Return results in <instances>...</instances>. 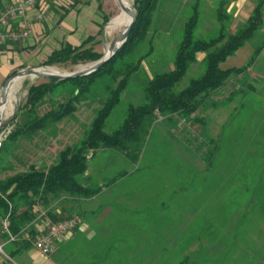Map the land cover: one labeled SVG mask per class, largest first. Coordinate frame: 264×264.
<instances>
[{
    "label": "trees",
    "instance_id": "1",
    "mask_svg": "<svg viewBox=\"0 0 264 264\" xmlns=\"http://www.w3.org/2000/svg\"><path fill=\"white\" fill-rule=\"evenodd\" d=\"M16 1L0 0V10ZM88 1L43 0L36 11L45 13L43 21L49 18L51 11H62V20L63 15L77 3ZM104 1L99 2L101 11ZM160 1L135 0L137 19L129 38L116 55L96 72L64 80L50 78L31 84L28 82L26 97L19 105L5 137L2 136L5 128H0L3 138L0 147V218L8 215L9 230L18 236L16 241H9L10 234L3 232V237L9 242L4 249L11 257L34 248L33 241L40 234V225L48 220L54 223L75 217L82 222L83 216L88 219L90 213L85 210V205L96 195L102 193L105 187L118 186L123 180L135 177L141 171L149 137L160 120L167 122L171 134L188 151L205 162L206 171L214 170L220 135L213 137L203 131L197 133L191 130V126L199 124L205 127L207 116L200 112L206 107H218L219 103L232 100L245 89L254 88L250 82L252 79L248 80L251 64L230 68H223L221 64L263 27L264 0H258L251 16L235 31L226 24L229 13L223 6L231 0H223L217 10L219 32L207 39L196 36L201 0H194L191 3L192 15L185 23L172 67L156 72L144 84V102L130 104L123 122L116 129H107L108 120L121 103L131 78L149 54L133 58L137 48L147 38ZM111 17L112 14L104 13L97 34L89 35L79 44L64 41L61 47L53 49L43 59L42 64L72 68L99 60L103 52L97 50V45L102 43L100 35ZM21 43H0V53ZM262 49H256L252 62ZM200 54L204 55V73L180 88L179 83L198 61ZM102 86L104 94H99ZM224 90L227 95L219 98L217 95ZM84 109L92 112L89 122L82 119ZM54 147L57 153L52 159L49 151ZM110 151L119 153L137 167L132 172L122 171L105 180L104 184H99L90 170V160L99 152ZM153 184L155 187H151L150 191L152 203L147 208L135 209L128 214L135 221L147 223L120 224L119 231L101 235L100 240L90 242L88 248L81 250H86L87 261L78 259L72 264H150L151 260L160 261L162 251H185L191 240L187 234L192 236L194 231H184L177 225L174 227V219H169L166 224L165 217L162 228L163 211L152 208L153 205L166 208L167 195L163 192L166 188H160L163 183L159 181H153ZM185 184L189 185V190L182 191L183 195L192 194L190 182H183L181 186ZM158 193L163 194L159 197ZM172 209H175L174 206ZM162 242H166L163 249L159 246ZM98 248L100 252H97ZM120 256L127 257L128 261L109 260L110 257Z\"/></svg>",
    "mask_w": 264,
    "mask_h": 264
},
{
    "label": "rangeland",
    "instance_id": "2",
    "mask_svg": "<svg viewBox=\"0 0 264 264\" xmlns=\"http://www.w3.org/2000/svg\"><path fill=\"white\" fill-rule=\"evenodd\" d=\"M193 1H160L158 9L153 14V23L147 38L137 48L133 58L149 54L138 72L131 78L122 95L121 103L108 120L107 129H116L123 122L130 104L139 105L144 102V84L156 72L166 71L172 67L183 38L185 23L192 15ZM133 2L134 0H131L132 4ZM221 2L223 0H201L197 37L207 39L218 34L220 23L217 10ZM229 4L224 3V9H227ZM103 9L106 13L112 14V19L120 12L119 2L105 0ZM58 17L54 20L56 25L61 23V18L58 20ZM240 19L234 17L233 13L229 14L226 24L237 30L243 24L240 23ZM50 21L51 18H47L41 21V24L47 25ZM105 26L104 35H100L102 43L97 45V50L103 53L124 28L120 27L118 32L110 33ZM44 34V29L38 28L34 23L31 35L25 42L23 41L20 48L8 46L9 50L0 53V87L6 77L11 75V71L17 72L27 66L44 65L42 61L48 55L50 47L58 46L56 42L52 43L51 39H45ZM43 42H46L44 46ZM258 47L263 49L252 62ZM23 50L33 52L25 54ZM18 54L26 61L18 59ZM248 64H251L248 80L252 79L250 82L254 88L245 89L232 100L219 103L218 107H206L200 112L207 116L205 127L199 124L191 126V130L197 133L203 131L213 137L220 135V139L218 138L220 148L215 156L214 170L206 171L205 162L188 151L183 143L171 134L167 122L160 120L155 124L149 137L141 171L137 172L135 177L131 176L118 185L120 186L118 189L122 191L113 189L104 193L114 201L126 200V191L137 186L139 194L137 198L152 202L153 200L146 199V196H153L150 192L154 185L153 181L163 183L160 188H166L163 191L164 195H167L166 208H158L155 205L152 208L163 211L162 228L164 229L165 217L166 224L169 219H174L176 220L174 227L177 225V228L184 231L191 229L194 233H191L192 236L187 234V238L191 240L185 251L175 250L170 253L162 251L160 261L151 260L150 264H264V25L243 47L230 55L221 67H243ZM81 65L72 68L52 67L59 71L71 72L81 68ZM204 71V55L200 54L198 61L191 66L179 83V87H185L192 78L201 76ZM38 81L37 78L27 76L18 84L14 89L16 97L11 98L10 105H13V108L8 110L7 119L17 112L19 105L24 101L29 84ZM98 93L104 94L103 86ZM226 95L227 92L224 90L217 96L223 98ZM81 116L84 121L89 122L92 112L84 109ZM56 153V147L49 151L52 159ZM135 167L137 165L129 163L122 155L113 151L99 152L90 160V170L99 184H104L105 180L117 176L122 171L132 172ZM183 182H190L192 194L183 195L182 191L189 187L187 184L181 186ZM177 197L179 198L176 199ZM104 198L105 196H100L96 200ZM172 206L175 209H172ZM85 208L89 210L88 204ZM162 243L159 246L163 249L166 242ZM71 245L70 248L74 247ZM85 255L86 250L72 257L62 258L63 260H58L56 264H72L78 259L86 260ZM10 259L7 260L8 264H26L16 256ZM115 259L128 261V258L123 256L109 258Z\"/></svg>",
    "mask_w": 264,
    "mask_h": 264
},
{
    "label": "crops",
    "instance_id": "3",
    "mask_svg": "<svg viewBox=\"0 0 264 264\" xmlns=\"http://www.w3.org/2000/svg\"><path fill=\"white\" fill-rule=\"evenodd\" d=\"M100 1L101 0H89L88 3H84V2L77 3L73 7V9H71L69 12L63 15L64 17L60 21L61 23H58L57 25L54 20H56V17L58 16H60L58 17V20L61 18L62 11H57V10L51 11V14L49 16V18H51V21L48 22L47 25L45 23L41 24L42 23L41 21L43 20L38 21L35 18L36 11L30 12L29 17L33 19L35 25H37L38 28L41 27L44 29L45 34L43 36H45L44 37L45 39H51L50 41L52 43L54 42L57 43L58 46L55 48L61 47L64 41H68L73 44H79L89 35L97 34L100 30L99 24L103 21V14L106 13L104 9L102 11L100 10L99 8ZM257 2L256 0H231V3L227 7V12L231 15L233 13L234 17H240L241 18L240 23H245L253 13L254 7L257 4ZM231 30L235 31L236 29L231 28ZM91 31L93 33H91ZM46 42H43L42 45L44 46ZM21 44L15 45L13 46V48L18 49L20 48ZM55 48L50 47L49 52L47 53L49 54ZM30 51L32 50H28V51L23 50L25 54L31 53ZM19 58L21 61L22 60L24 62L26 61L24 57H21L18 54V59ZM6 71L7 68L5 72ZM119 187L120 186L115 185L110 188H104V191H102V193L96 195L92 202L90 201V204H88L89 210H87V212L89 211L90 215L91 214L92 215L91 216L89 215L88 219H86L83 216L84 221H82L81 226L77 230H75V232L71 236L59 241L57 243L56 250L54 251V253L48 256H44L41 255L35 248H32L30 250L23 251V253L18 254L16 257L21 258L23 261L26 262V264H45L46 261L47 264H56L58 260L61 261L67 256L72 257L76 255L78 252H82L81 251L82 249L88 248L90 242L100 240L101 235L104 234L106 235L107 233H114L119 231L118 226H120V224L133 225V224L147 223V222L143 223L142 221L138 222L135 221L136 220L135 218L128 217V214L133 212V210L135 209L142 210L152 203L147 200L144 201V200H139L137 198V196L139 195L137 191L138 189L137 186L131 188L132 190L128 189L126 191L127 192L126 200L114 201L110 197H108V194L104 195L106 191H112L113 189L116 190ZM118 190L122 191L121 189ZM161 194L163 193H158V196L160 197ZM100 196L101 197L105 196V198L99 201L96 200ZM128 196L130 199H128ZM149 197L150 196H146L148 200L153 199L152 197H150L149 199ZM92 210L94 211L92 212ZM142 219H137V220H142ZM42 228L43 226L40 225L39 229L41 230ZM0 243L4 244V248H6L9 245V242L3 237L1 222H0ZM69 245L74 247L70 248ZM68 246L70 249L68 248ZM97 252H100L99 248L97 249ZM5 253L9 258H7L6 256L0 253V264H8L7 260L8 259L11 260L10 259L11 256L6 250ZM96 254L98 255L99 253ZM81 264L84 263L81 262Z\"/></svg>",
    "mask_w": 264,
    "mask_h": 264
},
{
    "label": "built area",
    "instance_id": "4",
    "mask_svg": "<svg viewBox=\"0 0 264 264\" xmlns=\"http://www.w3.org/2000/svg\"><path fill=\"white\" fill-rule=\"evenodd\" d=\"M43 0H18L5 9L0 10V43H19L25 41L32 33L34 21L29 17L30 12L36 11L37 5ZM35 18L41 21L45 18L44 12L36 11ZM0 135V147L2 146ZM45 211H43L44 215ZM2 231L10 234L9 241H16L18 236L10 232V220L7 215L0 218ZM81 219L78 217L43 224L39 236L33 241L34 248L44 256L51 255L57 243L69 236L81 226ZM0 253L6 256L4 244L0 243Z\"/></svg>",
    "mask_w": 264,
    "mask_h": 264
},
{
    "label": "water",
    "instance_id": "5",
    "mask_svg": "<svg viewBox=\"0 0 264 264\" xmlns=\"http://www.w3.org/2000/svg\"><path fill=\"white\" fill-rule=\"evenodd\" d=\"M119 6H120V12L118 16L113 17L105 26L107 28L115 19L118 17L126 14V5L124 3V0H118ZM135 0L132 4L133 11H132V18L129 21L126 28L123 29V31L118 34L105 48V51L103 53V56L94 62H90L87 64H82L81 66H84L82 68L76 69L71 72L67 71H59L58 69L52 67V66H27L26 68H23L10 76H8L5 81L3 82L1 88H0V128H5V132L3 133V137H5L6 133L8 132V127L10 126L11 122L13 121V118L15 117V114L11 118H6L8 115V101L9 97L7 94V88L8 84L16 78L20 77H34L37 79H57V80H64L69 78H76V77H82L86 75H90L97 70H99L101 67H103L109 60H111L116 53L123 47V45L126 43L127 39L130 36V33L132 31V28L136 22L137 19V13L135 8ZM105 31V30H104ZM104 35V32L102 33Z\"/></svg>",
    "mask_w": 264,
    "mask_h": 264
},
{
    "label": "bare ground",
    "instance_id": "6",
    "mask_svg": "<svg viewBox=\"0 0 264 264\" xmlns=\"http://www.w3.org/2000/svg\"><path fill=\"white\" fill-rule=\"evenodd\" d=\"M118 1V0H117ZM124 3L126 5V14L125 15H122L120 17H118L117 19H115V21H113L109 26H108V29L110 30V33H115V32H118L120 27H123L126 28V26L128 25L129 21L131 20L132 18V11H133V7H132V3H131V0H124ZM119 15V14H118ZM117 15V16H118ZM123 28V29H124ZM123 31V30H122ZM84 67V66H81V68ZM24 77H20V78H16V79H13L9 84H8V88H7V94H8V97H9V101H8V109L7 110H10L11 108H13V105H10L11 103V98L13 97H16L15 94H14V89L18 86V84H20L22 82ZM18 97V96H17Z\"/></svg>",
    "mask_w": 264,
    "mask_h": 264
}]
</instances>
